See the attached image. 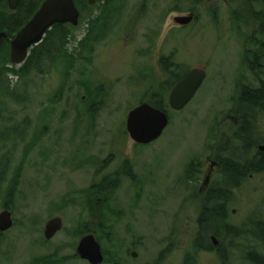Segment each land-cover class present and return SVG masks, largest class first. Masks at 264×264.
<instances>
[{
	"label": "rangeland",
	"instance_id": "374dc122",
	"mask_svg": "<svg viewBox=\"0 0 264 264\" xmlns=\"http://www.w3.org/2000/svg\"><path fill=\"white\" fill-rule=\"evenodd\" d=\"M249 6L259 10L261 0L86 4L36 69L0 66V212L9 210L13 221L0 231V264H89L76 253L88 230L101 264H223L220 246L227 264H247L245 252L260 245L248 232L232 241L222 233L211 250L195 251L192 243L204 190L218 186L219 169L205 189L203 180L238 124L239 88L258 84L243 63L255 25L235 16ZM180 15L193 19L178 25ZM165 56L181 72L201 67L207 76L182 110L164 95L167 127L155 141L134 144L126 115L169 81L159 64ZM257 127L264 137V119ZM227 214L238 229L264 221V173L233 190ZM56 216L62 228L47 240L45 223Z\"/></svg>",
	"mask_w": 264,
	"mask_h": 264
},
{
	"label": "trees",
	"instance_id": "16d2710c",
	"mask_svg": "<svg viewBox=\"0 0 264 264\" xmlns=\"http://www.w3.org/2000/svg\"><path fill=\"white\" fill-rule=\"evenodd\" d=\"M42 1L22 0L15 14L9 12L6 2L0 3V32L4 31L7 35L16 33ZM86 4H88L87 0H75L79 11ZM245 10L246 14L242 11L235 16L238 19L244 18L246 21H252L255 31L246 37V43L250 48L244 51L243 63L256 76L258 84L251 86L243 83L239 88L232 108L238 124L232 133L223 137L220 143L219 155L216 154L215 157L220 165L218 186L207 187L203 193L198 216V230L192 246L195 251L211 250L214 246L211 236L217 238L223 233L232 241L235 237L248 232L260 245L256 244L257 247L255 245L248 248L244 258L247 264H264V221L251 222L252 229L247 230L229 225L226 218L232 202L233 190L251 176L264 173V151H259L257 148L258 145L264 144V137L257 127V124L264 119V0H261L259 10H253L250 6ZM69 26L72 25L54 24L43 40L30 49L27 58L21 64L20 73L36 69L42 59L55 53L69 34ZM3 48L7 51L9 44L2 38L0 39V66L10 61L7 54H2ZM159 64L164 75H170L169 81L162 83L157 94L147 103L168 111L164 95H169L173 85L187 72L180 71L181 66L172 61V56L161 57ZM174 68L176 71L173 70ZM193 171L194 163L192 162L186 169V176L190 177ZM99 187L103 186L99 185ZM87 232L89 233V230L85 234ZM220 247L215 249L223 260V264H227L228 258L225 257L223 248Z\"/></svg>",
	"mask_w": 264,
	"mask_h": 264
},
{
	"label": "water",
	"instance_id": "95a60500",
	"mask_svg": "<svg viewBox=\"0 0 264 264\" xmlns=\"http://www.w3.org/2000/svg\"><path fill=\"white\" fill-rule=\"evenodd\" d=\"M8 7L15 10L21 0H7ZM97 1L87 0L89 5ZM79 10L74 0H44L33 16L10 39V62L21 64L29 54L30 48L43 40L48 29L54 24L69 23L77 25ZM193 19V15H180L174 17L178 25H186ZM8 39L5 32H0V39ZM207 72L204 68L193 67L186 75L178 80L171 88L168 95V104L172 110H182L195 96L203 84ZM169 122L166 111L153 105L142 102L131 108L125 119V128L129 138L137 144L146 145L158 139ZM259 151H264V144L258 145ZM208 176L203 185L207 184ZM11 212L4 209L0 212V231H5L12 226ZM62 228V218L59 216L50 218L44 226V238L51 239ZM214 246H217L216 237L211 236ZM76 253L80 259L89 264H101L104 256L101 246L93 233H87L80 237L76 246ZM136 252L131 253L132 257Z\"/></svg>",
	"mask_w": 264,
	"mask_h": 264
},
{
	"label": "flooded vegetation",
	"instance_id": "af4514ba",
	"mask_svg": "<svg viewBox=\"0 0 264 264\" xmlns=\"http://www.w3.org/2000/svg\"><path fill=\"white\" fill-rule=\"evenodd\" d=\"M21 1H22V0H21ZM43 1H44V0H43ZM43 1H42V2H43ZM5 2H6L7 5H8V1H7V0H0V3H5ZM42 2H41V3H42ZM20 3H21V2H20ZM41 3H40V5H41ZM19 5H20V4H19ZM40 5L37 7V9L40 7ZM18 7H19V6H18ZM18 7H17L15 10H17ZM37 9L34 11V13L37 11ZM15 10H13V11H15ZM34 13H33V14H34ZM33 14H32V16H33ZM32 16H31V17H32ZM31 17H30V18H31ZM30 18H28L26 21H24V24H25ZM24 24H23V25H24ZM61 24H65V23H61ZM67 24H68V23H67ZM23 25H22V26H23ZM20 28H21V27H20ZM20 28H19V29H20ZM19 29H18V30H19ZM14 35H15V33H14V34H13V33H12V34H9V35H7V36H8V39H5V40H7L8 44H9V54H10V39L13 38ZM212 164H213V167L208 169V171H207V173H206L207 175L205 176V178L208 176V182H207V184H205V185H203V183H202V187H201V189H202V188L205 189V188L209 185V174L211 173V170L214 169L215 167H217V169L220 170V165H219L218 161H213ZM205 178H204V180H205ZM204 180H203V182H204ZM204 191H205V190H204ZM131 253H132V252H131Z\"/></svg>",
	"mask_w": 264,
	"mask_h": 264
},
{
	"label": "built area",
	"instance_id": "2783aa9c",
	"mask_svg": "<svg viewBox=\"0 0 264 264\" xmlns=\"http://www.w3.org/2000/svg\"><path fill=\"white\" fill-rule=\"evenodd\" d=\"M12 76V75H11Z\"/></svg>",
	"mask_w": 264,
	"mask_h": 264
}]
</instances>
